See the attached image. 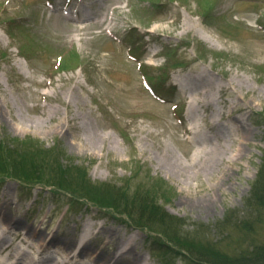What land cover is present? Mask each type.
I'll list each match as a JSON object with an SVG mask.
<instances>
[{"label": "rangeland", "instance_id": "374dc122", "mask_svg": "<svg viewBox=\"0 0 264 264\" xmlns=\"http://www.w3.org/2000/svg\"><path fill=\"white\" fill-rule=\"evenodd\" d=\"M89 4L97 20L69 22L45 0H0V209L57 237L75 238L94 224L91 245L104 253L115 240L95 231L111 227L134 239L130 257L148 264H205L200 258L225 260L264 245L256 199L264 196V0ZM200 73L222 84L243 80V95L216 90L211 108L247 106L238 117L255 132L246 155L215 172L225 174L216 187L210 176L185 184L158 166L168 152L185 163L196 155L185 136L191 121L182 117L191 92L175 97L173 82L184 87ZM255 89L262 103L249 94ZM181 100L185 108L175 109ZM196 114L201 136L220 141L229 121L212 130L209 113ZM21 117L39 127L22 130ZM154 205L176 219V234L143 227L149 221L137 212ZM24 233L5 235L10 253L26 247ZM174 235L189 249L172 243Z\"/></svg>", "mask_w": 264, "mask_h": 264}, {"label": "bare ground", "instance_id": "6f19581e", "mask_svg": "<svg viewBox=\"0 0 264 264\" xmlns=\"http://www.w3.org/2000/svg\"><path fill=\"white\" fill-rule=\"evenodd\" d=\"M184 25V23L183 25L180 24V27ZM258 30L260 31V36L264 39V24ZM189 83L184 85V87L181 82L179 85L183 87L180 88L181 91L191 92L192 98L186 108L188 113L187 118L192 124L190 126L189 139L190 142H194L195 146H197L196 155L189 162L185 163L175 154L172 155V153L168 152L165 156L160 155L158 166L161 171L172 175L185 184L190 180H196L200 175L210 176V179L217 180L212 184V187H216L221 175L224 176L225 174L219 173L216 175L215 172L219 167L232 163L235 158L239 159L243 155H246L244 146L251 142L250 137H253L255 132L238 117L244 114L248 108L247 106H236L232 112H227L226 106L222 111L211 107L214 101H216V90L226 92L229 87H233L236 95H243L245 93L242 91L244 82L241 78L235 76L230 83L222 84L211 76L209 77L207 74L200 73L192 78ZM249 94L257 96L258 101L262 103L259 90H252ZM200 108L209 113L210 128L212 130L217 128L222 122L229 121L230 125L226 128L224 134H222L221 137L223 138L220 141L213 143L211 139L201 136L202 131L196 124V113ZM20 121L21 128L24 131H28L29 128H37L40 124L37 122L38 120H24L22 117ZM94 138L97 140L96 137ZM232 147H236L235 150ZM224 181L225 178L221 180V182ZM211 202H213L212 199L204 200L199 206L202 210L208 211ZM93 226L94 224L85 223L79 229L78 236L75 238L68 237L70 234H67V236L63 234V237H57L54 232L35 231L22 224L20 219L12 218V216L0 209V251L3 249L2 245L5 235L14 229L15 231H25L21 237V242L27 249L17 247L13 253H8L6 259L13 257L11 264H148L140 255L131 258L130 256L135 254V240L132 238L123 239L117 236V232L111 227H99L95 231V236H105L107 237L106 240L109 241H113L114 239L115 250L110 253H104L93 248L91 245ZM29 237L32 238V242L28 241ZM46 252H49L50 258L42 259L41 255Z\"/></svg>", "mask_w": 264, "mask_h": 264}, {"label": "trees", "instance_id": "16d2710c", "mask_svg": "<svg viewBox=\"0 0 264 264\" xmlns=\"http://www.w3.org/2000/svg\"><path fill=\"white\" fill-rule=\"evenodd\" d=\"M51 159L53 155L49 156ZM148 199V196H145ZM152 199V198H151ZM256 199L261 202L260 207L264 208V196L257 195ZM154 202L151 201L150 204ZM140 219H147L149 222L144 224L143 227H146L150 230L156 231L157 233L166 235L165 232H174L172 230V221L176 219H172L167 217L158 206H151V208H143L140 207L139 211L137 212ZM167 217V218H166ZM154 226V227H153ZM173 234H176L175 232ZM172 243H175L176 246L189 249L188 245L185 242V246L181 244L184 243V240L179 235H174L171 237ZM181 245V246H180ZM191 252H194V249H190ZM199 253V252H198ZM201 253V252H200ZM199 256L201 257V254ZM199 263L205 264H264V245L262 246H255L250 248L249 251L243 252L238 256L233 258H226L225 260H217L216 258H200Z\"/></svg>", "mask_w": 264, "mask_h": 264}]
</instances>
